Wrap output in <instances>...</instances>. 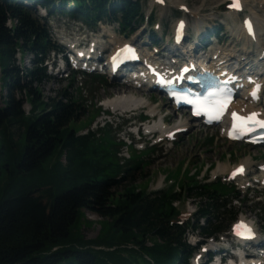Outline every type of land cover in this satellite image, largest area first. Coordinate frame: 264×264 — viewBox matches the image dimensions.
Segmentation results:
<instances>
[{
  "label": "trees",
  "instance_id": "obj_1",
  "mask_svg": "<svg viewBox=\"0 0 264 264\" xmlns=\"http://www.w3.org/2000/svg\"><path fill=\"white\" fill-rule=\"evenodd\" d=\"M26 1L50 14L53 5L92 24L118 20L125 30L142 19L134 0H0V166L2 158L15 164V172L9 168L15 186L0 202V264H191L187 232L211 237L224 230L221 215L232 213L241 193L219 181L198 182L187 170L182 192L175 185L148 192L135 185V172L143 174L147 165L136 150L123 169V143L78 135L75 123L86 113L79 97L65 89L46 101L41 93L49 79L43 61L55 45ZM19 52L32 55L30 68L17 65ZM186 196L199 200L198 211L195 219L180 222L175 202ZM85 209L105 218L94 239L72 232Z\"/></svg>",
  "mask_w": 264,
  "mask_h": 264
},
{
  "label": "rangeland",
  "instance_id": "obj_2",
  "mask_svg": "<svg viewBox=\"0 0 264 264\" xmlns=\"http://www.w3.org/2000/svg\"><path fill=\"white\" fill-rule=\"evenodd\" d=\"M172 1L175 2L174 6H166L163 9L161 8L163 7L162 5H158L153 8V10H151V6L148 2L145 0L142 1L145 15H150L153 13L152 15L154 17V22L150 25L144 22L143 25H139L135 31H133V33H130L129 30L126 31V35L123 33V31H121V29L120 31L118 30V25H115V35H110L105 38V46L108 48H113L114 38H118L117 40L120 41H131L136 39L138 43L144 45L146 44V41L151 39V36H149L150 30L147 29L153 30L156 23L162 25L161 29L165 30V36L166 34L171 35L177 19L181 17H186L188 19L187 21L191 28L190 34L194 35L196 34V26L194 25V21L198 19L199 15L206 14V16H209L212 12L215 13L216 10L221 8V4L224 2V0ZM180 2H187L190 5L193 14L189 13L186 15L182 12H179L180 10H178L177 7L181 4ZM177 4L178 6H176ZM246 4V13L257 14L255 16L258 17L260 33L263 34L264 0H247ZM39 12L44 14V11L39 10ZM195 14H197V16ZM239 19L240 18H237L236 25L231 20L219 22L223 24L225 23V30L223 34H226L227 41L225 42L226 44H224V47L231 46L238 55H242L245 42L242 39L239 28L237 29ZM48 22L50 24H48V27H50L54 41H58L56 35H71L72 33L78 34L83 32L89 33V30H91L86 25H84L82 21H77L72 17H66L60 14L53 15L49 18ZM212 22L214 23V21H210L205 23L204 26H206V28L214 27ZM219 22H217V24H219ZM102 26L104 25H98L95 29L96 32H100L102 34ZM145 27L147 28L146 30ZM199 28L200 26H198V29ZM107 38L109 40H106ZM223 38L224 37H221V39ZM253 50H255V48ZM50 57L52 60L53 54H51ZM31 59L32 56L29 54L24 56L18 54L17 65L22 70L28 69L32 66ZM49 72L50 71H48V74H50ZM103 79L98 81V78H96V81L91 82L92 79L83 75L82 73H76L74 75H72V72L70 71H59L57 73V69H54L52 72V77L45 80L40 86V89L44 100L46 101L49 99V97L59 98V93L65 89H68V92L74 96L79 97V101H81L86 108V113L81 114L75 123V126L78 129V135L93 132L95 134L96 140L99 142H101V139L107 135L110 136L116 143H118L120 140L123 141L125 138L127 143L131 144V146L133 145V148H135L138 152L142 151V155L145 156L142 159L147 161V165L144 168L143 174L140 173V170L135 172V185H138V187H147L148 192H152L168 187L171 185V183H178L181 181L180 178L184 176L181 175L184 168L190 171V174L192 175L195 173L196 169H201L200 173L196 174L198 182H212L211 180L216 178H220L223 182H226V176L230 172L231 168L238 163H244L248 158H253L252 165L254 166L251 168V174L253 178L256 179L255 177H260V174H264L258 170V166L264 163V147H253L244 143L231 142L221 134V126L205 128L199 123L194 122L192 123L189 131L181 135L175 143L171 144L168 142H161L155 144L159 133L156 135V137L152 138L151 135H143L137 131L138 127H140V130H145L146 125L153 122V118L147 116L149 113V108H140L127 113H122L121 111L111 113L104 109V106H102L103 101L112 98L116 91L123 89L124 85H122V82L118 80H110L106 77ZM71 83L72 86H70ZM136 91L137 94H144L146 97H150L154 102L157 103L158 116H156L155 119L160 118L161 113L165 115L171 114L166 119V121L172 124L176 122V119L179 116L170 110L169 103L165 97H162L159 93L154 91L149 92L144 89H139ZM3 92L6 93L5 90ZM30 106L31 105L29 103L25 104L27 111L30 110ZM98 108L101 109L100 113L96 115L90 124H88V119L95 116V111ZM143 115H146L145 118H143ZM211 138L213 141H209ZM140 147H143V149L141 150ZM151 147H154L152 151L147 150ZM144 149L146 151H144ZM118 151L119 153L122 151V153H124L123 157L128 159L131 153V147L128 149L127 147L121 146L119 147ZM118 158L120 159V163L124 169L126 167V162H124L120 154H118ZM62 160L65 162L64 157ZM50 165L51 160L46 164V168L48 169ZM9 168L14 170L12 172H15L14 162L2 158L0 166V202L4 198L8 187L15 186L11 182V179L14 175L11 173V171H9ZM221 169L224 170L220 171ZM47 173L48 170L45 169V171L41 173V177L43 178ZM39 178V175H35V183H39L37 181ZM253 178L251 179V182L256 184ZM128 181V179L124 182L122 180L119 191H122V188L128 184ZM236 183L239 184L241 188L247 186V180L237 181ZM179 187L180 186L177 188ZM256 196H258V198H256ZM198 201V199L186 196L180 201H177L176 206L181 209L184 216L196 218L195 213L198 211ZM252 201L254 204H252ZM235 213L237 214V217L245 216L249 219H252L256 223L258 229L264 230V187H262L260 183L257 184V187H255V191H251V193L247 195L244 200L235 201L233 203L232 214L224 215L222 217L224 224L225 222H228L230 217ZM103 221H105V218L99 216L93 211L88 209L82 210L81 218L74 225L72 232L74 235H82L83 232L86 239H94L100 233ZM188 237V241L191 243L196 241V239H201L197 233L192 235L191 232H189ZM206 242L212 245L211 239ZM199 252H201V249L198 250V253Z\"/></svg>",
  "mask_w": 264,
  "mask_h": 264
},
{
  "label": "bare ground",
  "instance_id": "obj_3",
  "mask_svg": "<svg viewBox=\"0 0 264 264\" xmlns=\"http://www.w3.org/2000/svg\"><path fill=\"white\" fill-rule=\"evenodd\" d=\"M235 17L236 16H233V19ZM254 21H255L256 24L259 22L257 16H255ZM255 29H256V26H255ZM261 36H262V34H260V38H261ZM258 38H259V35H258ZM262 40H264V39H262ZM115 43H117V42H115ZM118 45H119V43L116 44V46H118ZM188 46H186L185 48L187 49ZM172 47H175V46H172ZM182 51H184V49L181 50V52ZM230 51L231 52H229V53L221 54V57L219 59H225V55L230 56L231 59H233L232 57H233L234 51H232V50H230ZM221 61H223V60H221ZM142 88H144V87H142ZM144 89H146V88H144ZM128 90H132V91H128ZM246 92L249 93V91H246ZM245 95H247V94H245ZM103 105H104L105 109H110V110H113V111L120 110L122 112H127L129 110H133V109H136V108H142V107L147 106V108H149V113L150 114L155 115V113H158V111H157V106L158 105L152 103L144 94H137L136 89L133 88L130 85H126V86L123 87V89H120L119 91H116L115 94H114V96L112 98L107 99L103 103ZM232 106L235 107V108H237L238 110L244 108L246 112L253 110V108H252L253 103L252 102H249V101H246L244 99L236 100L233 103ZM163 121H165V119H163ZM183 123H185V125L188 126V127H191L192 126V124L188 120L183 121ZM180 126H182V123L179 124V125H175L172 128H170V127H167L166 125H164L163 122L156 121L153 124L147 125L146 130L149 131V130H152L153 129V130L162 132L164 134V133H167L169 130L176 129V128L180 127ZM245 162L246 163H243V164H245L247 166V168L250 169L251 168V165H252V158H250V159L248 158L247 160H245ZM262 165H264V163ZM222 170H224V169H221L220 171H222Z\"/></svg>",
  "mask_w": 264,
  "mask_h": 264
},
{
  "label": "snow or ice",
  "instance_id": "obj_4",
  "mask_svg": "<svg viewBox=\"0 0 264 264\" xmlns=\"http://www.w3.org/2000/svg\"><path fill=\"white\" fill-rule=\"evenodd\" d=\"M230 8H235L237 10L240 9V3L239 0H232V2L228 5ZM245 25L248 28L249 33H252V27L251 23L249 21H245ZM181 29L183 28V22H181L180 26ZM125 51L131 52L132 49L128 48V46H125ZM259 90V86H257L256 89L253 90L252 96L253 98H256L257 91ZM175 95V94H174ZM211 96H215V93L210 94ZM183 98V97H181ZM230 101V97L223 96L220 98L215 99L214 101H211V109H208L205 105H198L197 109L195 110L198 114L201 110H207L210 112V115L213 119H219L221 115L226 110L227 104ZM189 103H193V101L189 100ZM258 116L257 113H251L249 116H239L236 112L232 113L233 118V125L232 130L229 131V136L232 138H239L240 136L254 131L255 128H264V120L256 119ZM244 168L241 165L239 168H237L233 175H236L237 173H243ZM234 229L236 230L237 235H247L251 236V229L247 227L243 222L238 223L234 226Z\"/></svg>",
  "mask_w": 264,
  "mask_h": 264
}]
</instances>
